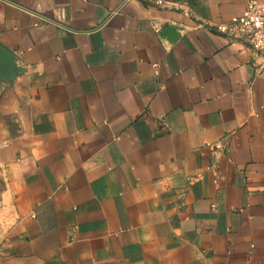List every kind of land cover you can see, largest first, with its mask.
<instances>
[{"label": "crops", "instance_id": "0c3cea01", "mask_svg": "<svg viewBox=\"0 0 264 264\" xmlns=\"http://www.w3.org/2000/svg\"><path fill=\"white\" fill-rule=\"evenodd\" d=\"M246 1L0 0V264H264Z\"/></svg>", "mask_w": 264, "mask_h": 264}, {"label": "built area", "instance_id": "2783aa9c", "mask_svg": "<svg viewBox=\"0 0 264 264\" xmlns=\"http://www.w3.org/2000/svg\"><path fill=\"white\" fill-rule=\"evenodd\" d=\"M216 31L231 41H241L249 45L257 54L264 56V2L247 0L239 16L232 17L227 24H219ZM213 151L218 144L205 145Z\"/></svg>", "mask_w": 264, "mask_h": 264}, {"label": "water", "instance_id": "95a60500", "mask_svg": "<svg viewBox=\"0 0 264 264\" xmlns=\"http://www.w3.org/2000/svg\"><path fill=\"white\" fill-rule=\"evenodd\" d=\"M11 60H12V57L0 48V62L2 61L10 62Z\"/></svg>", "mask_w": 264, "mask_h": 264}]
</instances>
